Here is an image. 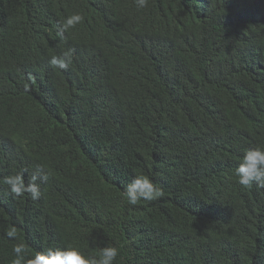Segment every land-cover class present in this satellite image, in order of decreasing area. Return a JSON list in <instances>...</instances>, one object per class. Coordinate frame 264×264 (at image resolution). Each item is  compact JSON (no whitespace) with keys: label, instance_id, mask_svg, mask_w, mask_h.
<instances>
[{"label":"trees","instance_id":"trees-1","mask_svg":"<svg viewBox=\"0 0 264 264\" xmlns=\"http://www.w3.org/2000/svg\"><path fill=\"white\" fill-rule=\"evenodd\" d=\"M257 146L264 0H0V264L108 244L116 264H264V189L235 175ZM37 167L41 198L13 199L4 178ZM140 175L164 196L131 206Z\"/></svg>","mask_w":264,"mask_h":264},{"label":"clouds","instance_id":"clouds-1","mask_svg":"<svg viewBox=\"0 0 264 264\" xmlns=\"http://www.w3.org/2000/svg\"><path fill=\"white\" fill-rule=\"evenodd\" d=\"M149 0H135L138 9L148 7ZM84 17L79 14H73L67 17L59 25L57 36L60 39L65 38V34L74 29L83 21ZM49 66L57 70H67L73 63V50L69 49L60 55L51 56ZM238 178L237 183L245 189L253 185L258 189H264V147L249 148L244 152L242 159L235 170ZM49 180V173L42 167L33 170L31 179L25 183L24 172H18L4 178L3 184L7 185L9 195L13 199L27 196L32 201L41 198V183ZM123 195L127 203L136 206L142 201L151 202L164 196L162 188L158 187L147 176H135L123 190ZM14 233L9 232V236ZM120 255L119 249L111 244L105 245L100 249L98 255H86L79 248L74 246H65L63 248H49L45 251L37 252L31 258H28L26 249L23 245H17L13 248V258L11 264H116Z\"/></svg>","mask_w":264,"mask_h":264}]
</instances>
